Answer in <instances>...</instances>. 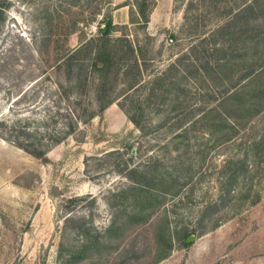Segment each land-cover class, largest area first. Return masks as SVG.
<instances>
[{"label": "rangeland", "instance_id": "obj_1", "mask_svg": "<svg viewBox=\"0 0 264 264\" xmlns=\"http://www.w3.org/2000/svg\"><path fill=\"white\" fill-rule=\"evenodd\" d=\"M140 1L0 0V119L47 137L112 99L43 159L0 137V264H264V0ZM105 22L140 65L97 90L91 64L57 111Z\"/></svg>", "mask_w": 264, "mask_h": 264}, {"label": "trees", "instance_id": "obj_2", "mask_svg": "<svg viewBox=\"0 0 264 264\" xmlns=\"http://www.w3.org/2000/svg\"><path fill=\"white\" fill-rule=\"evenodd\" d=\"M142 1L144 0H141L137 4V13L139 16L145 15V7L147 4L145 1ZM113 29L110 22H105L103 26L97 30V33L84 37L78 42L77 46L68 49L60 56V60L56 63V66L61 68L66 82L56 83V86L59 88L56 89L58 102L54 100L53 105L57 111L59 108V101L62 98L71 101L74 100L75 103L79 105V97H76V94L79 96L83 90L81 87L85 85L87 67L91 64L96 68L98 78L100 79L97 90L101 89L103 85L102 81L105 79L106 74L110 71L111 66L116 65V63L125 62L127 64L129 62L128 64H132L136 69L137 65H140L139 61L140 59L142 60L141 49L124 39L123 35H110ZM233 31L234 29L229 31L228 35L231 36ZM121 37H123V39ZM97 63H100V65L97 66ZM138 81L137 76H134L127 84L132 86L137 84ZM71 94L72 97H70ZM95 98L98 101L95 108L84 106L79 108V112H76V114L67 109L58 111L59 114L62 115L63 127L60 129V133L53 135L46 133L48 139L46 135L37 130L30 131L25 127L26 124L24 123L16 125L14 123H8L7 120L4 119H0V137L9 140L31 155L43 159L51 143L59 142L69 136L73 130V126L78 121L84 123L90 121L93 117L101 116L103 108L112 100L110 97L103 99L99 95ZM73 109H75V104ZM124 112H126V114L128 113L126 110H124ZM129 118L133 121L132 116H129ZM73 140L82 141L78 136H75ZM133 181L136 185L139 182L137 180ZM142 184L144 185V183ZM70 255H72V253H70Z\"/></svg>", "mask_w": 264, "mask_h": 264}, {"label": "water", "instance_id": "obj_3", "mask_svg": "<svg viewBox=\"0 0 264 264\" xmlns=\"http://www.w3.org/2000/svg\"><path fill=\"white\" fill-rule=\"evenodd\" d=\"M185 240H188V237H186Z\"/></svg>", "mask_w": 264, "mask_h": 264}]
</instances>
